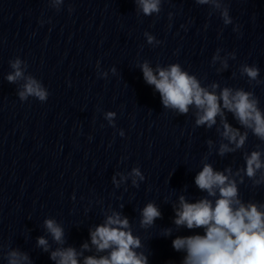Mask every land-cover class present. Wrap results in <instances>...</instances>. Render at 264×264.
Returning a JSON list of instances; mask_svg holds the SVG:
<instances>
[{"label":"clouds","instance_id":"obj_1","mask_svg":"<svg viewBox=\"0 0 264 264\" xmlns=\"http://www.w3.org/2000/svg\"><path fill=\"white\" fill-rule=\"evenodd\" d=\"M63 2L64 0H51V6L59 11ZM195 2L198 5H211L213 9L219 10L224 25L233 23L229 8L222 0ZM135 3L144 16L158 15L161 12L162 0H135ZM171 16L169 13V19ZM233 30L238 31V26ZM144 35L149 45L162 43L148 32ZM219 51L217 49L212 57L213 65L221 59ZM228 57L235 59V53H229ZM9 65L13 71L5 79L10 84L23 81L17 90L22 102L29 97L40 102L48 99L49 92L43 83L31 74H25L28 67L25 61L17 57L10 60ZM228 67V60L225 58L221 60V68L217 71H224ZM140 68L144 81L154 86L160 94L164 108L186 115L189 106H194L195 126H206L207 129L216 126L217 117L220 118V125L216 127L221 140L217 152L220 157L244 149L249 132L264 143V110L260 108L259 99L253 91L227 86L221 89L215 82L208 87L202 86L201 81L184 70L179 63L170 64L166 68L157 65L154 70L145 61L140 64ZM239 73L248 78L250 85L253 82L256 85L264 84V80L259 79L260 69L255 65L242 64ZM217 89H220L219 94ZM226 113L232 114L239 127H233L227 121ZM115 116L116 113L111 111L105 114L113 127ZM241 128L244 129L243 132ZM119 134L124 136L123 130ZM207 144L211 153L213 141L208 140ZM256 149L243 153L245 166L235 171L231 166L222 171L214 170L212 164L203 163L194 183L198 189L207 193V197L194 203L188 202L183 195L179 197L178 207L174 206L173 223L177 228L183 226L189 230H203V234L177 236L172 240L173 249L185 253L181 264H264V203L251 200L245 202L239 194V185L244 183L245 177L253 187L264 185V149L260 144L256 145ZM129 175L133 177L132 184L137 188L139 184L135 178L138 177L140 181L145 179L139 167H133ZM125 179L127 177L121 174V180ZM113 183L119 187L115 176ZM140 215V227L148 229L161 218L162 213L155 203L149 202ZM44 227L55 243H65L64 229L54 219H46ZM89 234L91 245L97 252L108 251V255L99 258L87 256L83 264H149L147 255L137 251L142 247L141 239L133 235L129 219L120 212L112 211L111 215L106 216L104 223L97 225L95 230H90ZM170 234L171 229H166L165 236ZM37 244L45 252L49 251V243L44 237H38ZM82 249L89 250V244L84 243ZM82 255L83 252H77L73 247H58L50 253V259L56 264H79L78 257ZM7 259L8 264H31L29 256L19 250L10 251Z\"/></svg>","mask_w":264,"mask_h":264}]
</instances>
